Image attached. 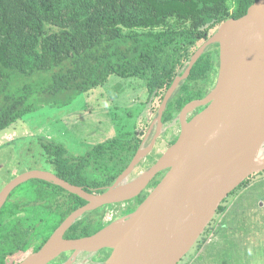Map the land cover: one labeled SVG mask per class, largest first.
Segmentation results:
<instances>
[{"label":"trees","instance_id":"1","mask_svg":"<svg viewBox=\"0 0 264 264\" xmlns=\"http://www.w3.org/2000/svg\"><path fill=\"white\" fill-rule=\"evenodd\" d=\"M257 1L0 0V132L34 110L30 102L34 97L88 93L111 77L142 80L150 100L162 103L200 46L223 22L244 16ZM217 67L215 45L200 56L170 99L163 124L207 94ZM141 144L142 138L134 132L127 139L118 136L98 144L78 157L69 156L60 145L42 142V147L57 177L100 194L128 167ZM106 158L112 162L108 171L98 176L88 173L93 163ZM145 198L141 195L139 203ZM85 204L44 181L31 180L17 187L0 210V264L19 263L18 258L33 246L32 253L38 251ZM106 207L85 214L64 238L79 239L100 231L109 224L101 213ZM29 211L38 213L26 216ZM50 223L48 233L37 239V229ZM102 252L106 260L108 253ZM68 256L62 254L59 264Z\"/></svg>","mask_w":264,"mask_h":264},{"label":"water","instance_id":"2","mask_svg":"<svg viewBox=\"0 0 264 264\" xmlns=\"http://www.w3.org/2000/svg\"><path fill=\"white\" fill-rule=\"evenodd\" d=\"M213 45L218 46L213 88L179 112L176 141L150 168L129 180L152 151L170 99L196 61ZM154 123L157 127L151 143L144 146L149 129L128 167L100 194L88 193L51 172L38 170L25 172L3 187L0 210L17 187L31 180L51 183L86 202L38 251L17 264H50L68 253L71 255L63 264H72L78 255L103 250L110 251L103 264L181 262L228 195L264 171V0L251 5L239 19L223 22L200 46L166 92ZM159 173L162 177L132 213L91 236L64 238L85 214L138 197Z\"/></svg>","mask_w":264,"mask_h":264},{"label":"rangeland","instance_id":"3","mask_svg":"<svg viewBox=\"0 0 264 264\" xmlns=\"http://www.w3.org/2000/svg\"><path fill=\"white\" fill-rule=\"evenodd\" d=\"M30 102L34 105V110L0 132V191L12 179L25 172L38 170L53 173L52 166L46 163L42 142L60 145L69 156L78 157L98 144L118 136L127 139L134 132L143 142L150 129L144 145L148 146L155 135L154 122L161 105L157 98L150 100L142 80L118 77L109 78L103 86L88 93L64 92L56 96L44 93L32 98ZM179 131V125H176L159 134L147 156V163L156 162L172 144L171 141H176ZM143 162L135 168L129 180L140 174L141 166L146 167ZM110 164L112 162H108V158L93 163L88 173L93 176L101 175L108 171ZM161 177L162 175L152 182L146 192L151 191L154 183ZM246 184L248 188L241 189L223 204L224 207L232 204L236 206L232 216L225 217L226 220L223 221L221 214L212 224L213 228L225 224V229L217 232V229L212 228L208 234L209 239L213 236L211 242L207 246L193 248L180 264H264V171L250 177ZM248 191L250 194L242 201ZM240 194L241 197L238 196ZM120 207L122 206H107V209H101V213L105 217L109 213H116L114 221L119 213L126 214V211H118ZM135 207L136 205L132 209ZM37 213L29 211L25 215L31 217ZM228 213L229 211L225 213L226 216ZM51 225L50 223L47 227L37 229V239H42L41 236L45 231L48 233ZM33 249L34 246L21 255L19 262L31 254ZM99 258V254L92 257L82 254L76 264H92ZM104 258L103 254L101 260ZM190 260L193 261L189 263ZM50 264H59V260Z\"/></svg>","mask_w":264,"mask_h":264},{"label":"flooded vegetation","instance_id":"4","mask_svg":"<svg viewBox=\"0 0 264 264\" xmlns=\"http://www.w3.org/2000/svg\"><path fill=\"white\" fill-rule=\"evenodd\" d=\"M213 46H215V45H213ZM217 72H218V67H217ZM216 78H217V75H216ZM216 78H215V82H216ZM215 82H214V84H215ZM213 84V85H214ZM212 85V86H213ZM212 86H209V87H207V90H208V92L213 88ZM207 92V93H208ZM160 107V106H159ZM159 109V108H158ZM202 109H204V107L203 108H200V109H197L196 111H194L192 114H191V117H193L194 115H196L198 112H200ZM166 110V109H165ZM165 112V111H164ZM164 114V113H163ZM179 115V114H178ZM178 115L171 121V122H168V124L167 123H165V124H167V126H166V128L165 129H163V126L165 125V124H163V126H162V129H161V132H160V135H161V133H165V132H167L168 131V129H170V128H173V127H175L176 125H179V129H180V124H179V120H178ZM163 117V116H162ZM155 125H156V123H155ZM156 127H157V125L155 126V133H156ZM159 135V136H160ZM146 136V135H145ZM178 137V136H177ZM177 139V138H176ZM157 140V139H156ZM173 141V140H172ZM171 141V142H172ZM156 143V142H155ZM170 145H172V144H170ZM170 145H169V147H170ZM150 155V154H149ZM148 155V156H149ZM148 158V157H147ZM145 159L144 160V164L143 165H145L146 167H144L143 168V166L141 167V170H140V172L139 173H141V172H143V171H145V170H147L148 168H150L153 164H149V163H147V160L148 159ZM147 163V164H146ZM138 173V174H139ZM163 173H159L158 175H156V177L149 183V185L147 186V188L150 186V184H152V182H154L158 177H160L161 175H162ZM243 184V183H242ZM242 184L237 188V189H235L231 194H229L228 195V197L222 202V204L220 205V207L218 208V210L216 211V213H215V215H214V217H213V219L211 220V222L209 223V225L207 226V228L204 230V232L202 233V235L200 236V238L197 240V242L195 243V245L192 247V249L193 248H195V249H197L198 247H202V246H207L210 242H211V240H212V238H213V234L211 235L212 237L209 239V235L208 234H210L211 233V231H212V228H213V226H212V224L214 223V221H215V219L217 218V216H219V215H221V216H223L222 217V219H224L223 221H225L226 220V218L227 217H229V216H232V212H234V208L236 207L235 205H231V206H229V207H224L223 206V204H226L228 201H229V199L232 197V196H234L238 191H240L241 189H246V188H248V184H244L243 186H242ZM147 188L138 196V197H136L135 199H132V200H130V201H126V202H123V203H118V204H114V205H109V207H114V206H116V205H119V206H122V207H120V208H118V211H126L125 213L126 214H124V215H120V213L118 214V212H117V214H118V218L117 219H119V218H121V217H124V216H126V215H128V214H130V213H132L135 209H136V207L140 204L139 203V199H140V197H141V195H143V194H145V196H147L148 194H149V192L147 191L146 192V190H147ZM249 188H251V187H249ZM250 191H248L247 192V195L246 196H243L242 198V201H244L245 199H246V197L248 196V193H249ZM250 194V193H249ZM239 197H241L242 196V194H240V195H238ZM230 197V198H229ZM132 203V204H131ZM136 205V207L134 208V209H132L134 206ZM128 206V207H127ZM231 207V208H230ZM107 209V208H106ZM229 211V213L227 214V216H226V212H228ZM223 213H224V215H223ZM115 216H117V215H115ZM226 217V218H225ZM215 228V230L218 232L219 231V229H225V224H221L219 227H214ZM213 228V229H214ZM191 249V250H192ZM190 250V251H191ZM189 251V252H190ZM104 252H105V254H106V252L108 253V256H109V254H110V251L109 250H104ZM97 254H99V259H98V261H96V262H91L92 264H103L104 263V261L105 260H101V258L103 257V252L102 251H100V252H98ZM189 254V253H188ZM70 253H69V256H68V258L70 257ZM87 255V254H86ZM93 255H91V257H92ZM187 256V255H186ZM57 260V259H56ZM101 260V261H100ZM182 261V260H181ZM193 260H190V262L189 263H191ZM65 262V261H64ZM63 262V263H64ZM63 263H61V264H63ZM181 263V262H180ZM179 263V264H180Z\"/></svg>","mask_w":264,"mask_h":264},{"label":"built area","instance_id":"5","mask_svg":"<svg viewBox=\"0 0 264 264\" xmlns=\"http://www.w3.org/2000/svg\"><path fill=\"white\" fill-rule=\"evenodd\" d=\"M115 215H116V213L115 214H113V213H109L106 217H105V222H112L113 221V219L115 218Z\"/></svg>","mask_w":264,"mask_h":264},{"label":"bare ground","instance_id":"6","mask_svg":"<svg viewBox=\"0 0 264 264\" xmlns=\"http://www.w3.org/2000/svg\"><path fill=\"white\" fill-rule=\"evenodd\" d=\"M263 152H264V146H263ZM142 167V166H141ZM128 181V180H127ZM81 259V255H78V256H76V258H75V260H74V262L72 263V264H76L77 263V261H79Z\"/></svg>","mask_w":264,"mask_h":264}]
</instances>
